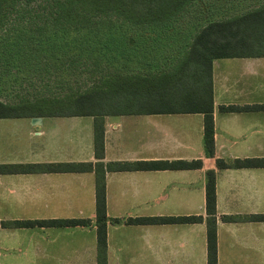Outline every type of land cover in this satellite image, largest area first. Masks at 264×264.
<instances>
[{
	"label": "crops",
	"instance_id": "1",
	"mask_svg": "<svg viewBox=\"0 0 264 264\" xmlns=\"http://www.w3.org/2000/svg\"><path fill=\"white\" fill-rule=\"evenodd\" d=\"M212 92L213 157L204 152L200 113L107 117L104 162H202L200 168L106 171L107 264H207L204 219L128 223L136 217L204 218L207 169L215 170L217 264L222 257L264 264V221L221 219L264 215V166H216L218 158L264 159V57L215 59ZM229 106L240 110L221 108ZM38 117L0 118V164L96 161L92 117ZM95 218L93 172L0 173V264H97ZM51 219L90 224L1 225Z\"/></svg>",
	"mask_w": 264,
	"mask_h": 264
},
{
	"label": "trees",
	"instance_id": "2",
	"mask_svg": "<svg viewBox=\"0 0 264 264\" xmlns=\"http://www.w3.org/2000/svg\"><path fill=\"white\" fill-rule=\"evenodd\" d=\"M0 0V118L89 116L96 161L0 164V173L93 172L96 262L107 264L105 173L109 170L200 168L192 161L104 162L107 117L128 114L200 113L203 145L214 156L212 64L215 59L264 57V0L242 9L233 0ZM129 35L113 62L112 51ZM82 35L85 51L62 54L53 35ZM96 50V51H95ZM102 51V52H101ZM100 52V53H99ZM122 58V59H120ZM112 62V63H110ZM97 80L73 86V79ZM69 75L73 76V79ZM68 81V82H67ZM64 82L68 83L63 86ZM240 110L238 107H221ZM217 168L264 166V159H216ZM206 216L136 217L128 223L201 222L207 264H217L215 170L205 171ZM223 221H264V215H223ZM89 219L8 220L7 228L88 225Z\"/></svg>",
	"mask_w": 264,
	"mask_h": 264
},
{
	"label": "rangeland",
	"instance_id": "3",
	"mask_svg": "<svg viewBox=\"0 0 264 264\" xmlns=\"http://www.w3.org/2000/svg\"><path fill=\"white\" fill-rule=\"evenodd\" d=\"M261 0H239V5L242 7V9H245L247 7H249L250 5H252L254 2H260ZM233 5H234V2L233 0H228L226 3L223 4V6L226 8V9H232L233 8ZM121 40H119L116 44L112 45L114 46L112 51H109L108 49L104 51L102 55V57L104 58V60H107V61H111L113 60L116 61V59H118L116 56L117 52L119 54L122 53V48H123V45L124 43L129 39V35L128 34H124L123 32L120 33V35H117ZM126 40V41H124ZM46 41H50V42H55V49L58 51V53L60 55L62 54H74L75 52H79V51H85L84 49L81 48V45L83 43V37L82 35H77V34H74V33H67V34H59L58 36L56 35H53L50 39L46 40ZM96 51V50H95ZM102 52V51H101ZM100 53V52H99ZM122 59V58H120ZM112 63V62H110ZM98 68L100 69V72L97 74L95 73V75H82L80 77H77L75 79H73V76L72 75H69V81H70V78L73 79V86L75 85H79L77 82H80L81 85H84L86 82L89 83V81H93V80H97L99 77H100V74H101V70H107L109 69L107 66V63L106 65L105 64H97ZM68 82V81H67ZM65 83L63 84V86H67L68 83ZM83 121H84V134H85V140L87 138V131H86V125L88 123V118L87 117H84L83 118ZM223 254V252H222ZM232 261H229L227 260L226 258H223L222 257V260H221V264H254L253 262H249V261H246L244 259H231ZM226 262V263H224Z\"/></svg>",
	"mask_w": 264,
	"mask_h": 264
},
{
	"label": "water",
	"instance_id": "4",
	"mask_svg": "<svg viewBox=\"0 0 264 264\" xmlns=\"http://www.w3.org/2000/svg\"><path fill=\"white\" fill-rule=\"evenodd\" d=\"M108 119H109L110 122H115V121L119 120V116L118 115H112V116H109ZM33 121L39 122L40 118L39 117H34Z\"/></svg>",
	"mask_w": 264,
	"mask_h": 264
}]
</instances>
